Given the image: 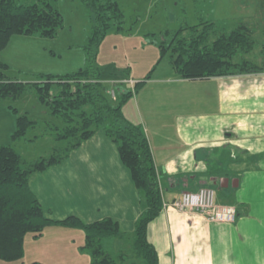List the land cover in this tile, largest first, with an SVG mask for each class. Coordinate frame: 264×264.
I'll return each mask as SVG.
<instances>
[{
	"label": "crops",
	"instance_id": "obj_1",
	"mask_svg": "<svg viewBox=\"0 0 264 264\" xmlns=\"http://www.w3.org/2000/svg\"><path fill=\"white\" fill-rule=\"evenodd\" d=\"M239 20L251 26L255 38L264 33V12H244ZM257 48L245 57L256 55L260 63L264 46ZM216 79L220 81L214 112L223 117L216 128L212 123L193 124L181 115L166 121L173 116L168 110L175 107L169 101H162L167 109L161 112L154 111V105L149 113L137 108L133 118L127 117L143 126L162 187V200L172 201L182 191L209 186L215 190L218 204L233 206L236 211L232 221H210L172 206L162 208L147 227L158 264H264V71L197 80ZM182 80L172 69L150 76L143 87ZM155 96L163 99L171 97L172 92L165 87ZM7 134L8 129L3 136ZM30 187L48 217L77 215L86 222L110 217L125 232L123 238L133 231L144 209V198L122 164L115 144L102 129L71 151L63 163L34 173ZM84 238L82 230L48 226L37 237L32 233L25 236V252L27 243L34 242L38 247H47L46 254L52 256L53 264H88L91 254H85L87 249L81 247ZM33 260L47 264L43 257ZM119 264L147 263L129 259Z\"/></svg>",
	"mask_w": 264,
	"mask_h": 264
},
{
	"label": "trees",
	"instance_id": "obj_2",
	"mask_svg": "<svg viewBox=\"0 0 264 264\" xmlns=\"http://www.w3.org/2000/svg\"><path fill=\"white\" fill-rule=\"evenodd\" d=\"M89 9L91 31L83 46L84 65L63 74L36 73L32 82L8 77L9 65L0 60V101L18 99L31 88L39 101L46 105L55 121L47 125L54 140L62 141L48 156L25 161L11 144H0V260H21L25 254V236H39L48 226L79 229L84 232L83 246L91 254L88 264H119L131 257L147 264H158L155 247L147 238L150 221L163 208L162 187L148 138L141 123L129 120L123 105L146 80L134 82L131 89H122V79L102 80L96 66L98 47L110 29L123 30L124 14L117 0H81ZM62 25V15L55 0H35L24 4L18 0H0V52L12 35L54 37ZM154 35V34H153ZM160 56L170 53L169 64L185 80L212 77H237L264 71L263 62L245 57L258 46L253 29L244 21L231 29L217 28L205 20L176 29H164L157 34ZM239 57V59H235ZM129 78V77H128ZM123 78V79H128ZM114 90L115 98L111 96ZM15 116L12 141L23 139L38 120L16 107L8 106ZM101 126L103 133L115 144L122 164L129 171L138 193L144 198V209L137 218L132 234L131 254L109 253L103 240L123 238L125 232L118 221L110 217L86 222L77 215L54 219L48 217L41 202L30 187L34 173L63 163L71 151L91 138ZM40 133L29 138L32 140ZM30 264H42L34 261Z\"/></svg>",
	"mask_w": 264,
	"mask_h": 264
},
{
	"label": "rangeland",
	"instance_id": "obj_3",
	"mask_svg": "<svg viewBox=\"0 0 264 264\" xmlns=\"http://www.w3.org/2000/svg\"><path fill=\"white\" fill-rule=\"evenodd\" d=\"M18 1L28 4L35 0ZM117 2L124 14L123 30L107 31L98 47L95 63L101 69V78L105 82L128 77H133L134 81H141L146 80L148 74L155 77L156 74L171 72L170 53L160 56L158 48L157 34L164 29H176L181 25H193L205 20L213 21L217 28L231 29L239 23L244 12H264V0H117ZM55 5L62 15V25L54 37H42L38 34L12 35L7 46L0 52V60L9 65L6 70L8 77L32 82L36 80L33 75L36 73L63 74L84 65L83 46L92 26L90 11L81 0H55ZM256 39L259 50L264 46V33L257 34ZM235 59L238 60L239 57ZM219 81L220 79L210 81L196 79L163 85L149 84L128 98L122 110L126 117L133 118L132 113L138 112L137 108H141L143 113H149V109L156 105L154 111L161 112L162 109H167L162 101H169L175 107L173 111L168 110L169 115L173 116L168 117L166 121L175 120L177 115H181L183 120L193 124L212 123L216 128L220 120H223V117L219 118L217 112H214V108L218 107L214 99L219 95ZM120 86L129 90L133 85L127 83ZM165 87L172 92V96L157 98L156 92ZM9 105L16 107L19 113H26L39 122L36 127L29 129L21 140L12 141L9 137V131L15 128L14 115L7 108ZM54 121L55 119L49 116L46 105L37 98L36 90L31 88L18 99L0 101V142L11 144L25 161L48 156L54 147L63 145L62 141L54 140L46 132L49 131L47 125L53 126ZM7 129L8 134L4 137ZM98 129L101 130V126ZM40 133L43 135L29 140ZM131 233L133 234V231ZM131 233L121 240L114 237L104 239L105 249L113 255L121 252L129 254L133 239ZM36 244L27 243L23 259L0 260V264H30L34 262V257H43L47 264H53L52 256L46 254L47 247H38ZM84 252L88 254V250ZM129 259L132 258L128 257L127 260Z\"/></svg>",
	"mask_w": 264,
	"mask_h": 264
},
{
	"label": "built area",
	"instance_id": "obj_4",
	"mask_svg": "<svg viewBox=\"0 0 264 264\" xmlns=\"http://www.w3.org/2000/svg\"><path fill=\"white\" fill-rule=\"evenodd\" d=\"M123 82L134 84L132 79H124ZM114 98V90H111ZM174 207L181 213H195L204 216L210 221H232L236 211L233 206L218 204L216 202V192L212 187L200 186L196 190L182 191L180 195L172 201L163 200V208Z\"/></svg>",
	"mask_w": 264,
	"mask_h": 264
}]
</instances>
